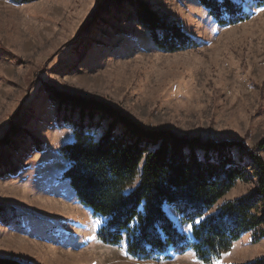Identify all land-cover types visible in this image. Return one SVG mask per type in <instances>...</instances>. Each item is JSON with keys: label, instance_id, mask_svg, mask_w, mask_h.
Returning a JSON list of instances; mask_svg holds the SVG:
<instances>
[{"label": "rangeland", "instance_id": "obj_1", "mask_svg": "<svg viewBox=\"0 0 264 264\" xmlns=\"http://www.w3.org/2000/svg\"><path fill=\"white\" fill-rule=\"evenodd\" d=\"M173 21L196 47L159 50L135 19V4L116 0H0V258L24 264H202L193 251L164 261L130 258L100 243L104 219L79 203L63 178V145L84 127L95 139L108 122L60 107L53 92L101 101L143 129L183 139L235 142L264 161V6L223 27L197 0H137ZM237 159V150L231 149ZM245 157V166L248 160ZM205 215L256 188L252 167ZM131 187L129 190L133 189ZM175 229L192 241L169 206ZM253 233L212 264L264 259Z\"/></svg>", "mask_w": 264, "mask_h": 264}, {"label": "trees", "instance_id": "obj_2", "mask_svg": "<svg viewBox=\"0 0 264 264\" xmlns=\"http://www.w3.org/2000/svg\"><path fill=\"white\" fill-rule=\"evenodd\" d=\"M125 1L135 4L136 21L148 30L159 50L173 53L196 47L195 40L173 21L166 23L141 1ZM197 1L223 27L249 17L242 4L233 0ZM249 1L255 7L264 6V0ZM53 95L65 113H78L89 122L97 116L98 126L108 122L98 139L82 126L75 128L73 141L61 148L66 163L63 178L79 203L104 219L96 232L100 243L123 246L130 258L139 261H164L170 259V252L182 255L191 249L202 264H212L248 233H253V244L264 239V161L260 156L243 150L240 143L202 142L178 138L170 131L143 129L101 101L55 91ZM258 147L264 148V139ZM231 149L238 151L237 159ZM247 166L256 179L254 192L205 216L238 182L249 180ZM166 206L182 224L191 225L192 241L175 229ZM0 264L24 263L0 258ZM249 264H264V259Z\"/></svg>", "mask_w": 264, "mask_h": 264}, {"label": "crops", "instance_id": "obj_3", "mask_svg": "<svg viewBox=\"0 0 264 264\" xmlns=\"http://www.w3.org/2000/svg\"><path fill=\"white\" fill-rule=\"evenodd\" d=\"M246 235H247V234H246ZM246 235H244V236H246ZM244 236H243V237H244ZM243 237H242V238H243ZM237 243H238V242H237ZM251 244H253V243H251ZM255 244H256V243H255ZM252 262H253V261H252ZM250 263H251V262H250ZM248 264H249V263H248Z\"/></svg>", "mask_w": 264, "mask_h": 264}, {"label": "snow or ice", "instance_id": "obj_4", "mask_svg": "<svg viewBox=\"0 0 264 264\" xmlns=\"http://www.w3.org/2000/svg\"><path fill=\"white\" fill-rule=\"evenodd\" d=\"M197 223H198V221H197Z\"/></svg>", "mask_w": 264, "mask_h": 264}]
</instances>
